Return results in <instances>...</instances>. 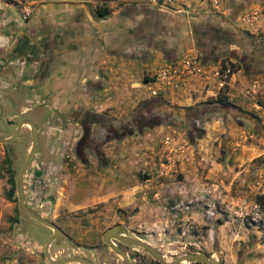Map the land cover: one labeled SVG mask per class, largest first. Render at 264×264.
Returning a JSON list of instances; mask_svg holds the SVG:
<instances>
[{"label": "rangeland", "instance_id": "1", "mask_svg": "<svg viewBox=\"0 0 264 264\" xmlns=\"http://www.w3.org/2000/svg\"><path fill=\"white\" fill-rule=\"evenodd\" d=\"M102 6L111 11L98 17ZM4 24L62 53L19 114L39 133L24 205L59 229L50 258L122 264L101 241L118 226L165 262L200 251L264 264V0H0ZM85 111L81 161L80 123L66 113ZM29 145L22 130L0 146V264H49L52 230L7 194ZM112 241L132 264H158Z\"/></svg>", "mask_w": 264, "mask_h": 264}, {"label": "flooded vegetation", "instance_id": "2", "mask_svg": "<svg viewBox=\"0 0 264 264\" xmlns=\"http://www.w3.org/2000/svg\"><path fill=\"white\" fill-rule=\"evenodd\" d=\"M28 34L31 35L30 32ZM52 45H53L52 42L42 43L41 41L34 40V38H31L30 36L25 34L23 30H21L20 26H17L15 24L1 25L0 27V139H8L13 134L17 125L20 122L30 121L34 124L36 128V133H37L36 146H37L39 133L35 123L29 116L19 117V114L24 113L23 109L25 103H30L31 105H35V103L37 102V97L39 96L42 82L46 80L45 78L48 76L50 65H52L54 62H57V58L62 54V53L54 54V51H56L55 48L56 46L51 47ZM50 47L54 49L52 50ZM197 50L202 54L204 58H208L212 55V51L210 50V48L207 47L204 48V45L203 47H197ZM214 54L215 53H213V55ZM242 56L243 55H241L240 57H236V56L235 57L237 62H239L241 66L245 70H247L248 62L246 60L247 58L249 59L250 57H242ZM257 62L259 67L260 66L264 67V62L261 64H260V60ZM83 85H89V82L87 80H84ZM66 115L72 118V120L74 119V121L80 123L82 134L80 135V137L76 142L75 155L81 161H83L84 156L82 154V150L85 146H87L86 142L88 140L89 131L93 130L92 125H88L89 114L88 112L85 111L79 115H75L71 113H66ZM12 124L14 125L13 132L12 133L4 132V128H2L3 125L9 127ZM22 130H25L28 133L30 138V145H31V129L28 125L22 124L19 129L17 137L11 143L0 144V146L2 147L13 144L19 138ZM30 145L27 149L26 157L28 155ZM35 151H36V147H35ZM35 151H34V155H35ZM34 155L32 157L30 164L33 161ZM6 156H7V152L2 151L3 160H5ZM25 159H23V162ZM23 162L21 163V165L23 164ZM21 165L19 166L15 177H13L12 173L9 174L8 177L9 189L7 194L9 195V191L11 188V184H10L11 181L13 184L12 195L14 194L15 198H16L15 181ZM28 166L26 167V169L22 174L23 204H24L23 183L25 181L24 180L25 177L28 175L27 172ZM32 174L38 176L40 172L37 170H33ZM16 203H17V199H16ZM30 210L33 212L32 208H30Z\"/></svg>", "mask_w": 264, "mask_h": 264}, {"label": "water", "instance_id": "3", "mask_svg": "<svg viewBox=\"0 0 264 264\" xmlns=\"http://www.w3.org/2000/svg\"><path fill=\"white\" fill-rule=\"evenodd\" d=\"M22 124L28 125L31 129V145L29 148L28 155L26 159L24 160L23 164L21 165L19 173L15 181V192H16V199H17L16 206H17V209L20 215L26 218H29L32 221L36 222L37 224L44 226L46 228H49L53 231L51 235L49 236V238L45 241L43 248H42L43 256L49 264H68L71 262H81L83 264H93L89 260L85 258L77 257V256L55 259V260L50 258L47 249H48L49 244L58 236L59 230L53 223L36 215L31 210H29L23 204V197H22V174L24 170L26 169V167L30 164L32 157L34 155L35 147H36L37 133H36V128L34 124L30 121L20 122L17 125L13 134L8 139H0V144L11 143L17 137L19 129ZM119 233H120V229L118 228V226L108 228L102 232L101 241L105 243L110 250H112L114 253L120 256L122 264H132V260H130L126 252L121 250L119 247H117L112 240H115L122 244H131V245H135V246L142 248L146 252V254L154 262L158 264H179L180 262H183V261L195 263V264H218L217 261L213 257L208 256L205 253L200 252V251L173 257L169 262H165L163 259V256L157 250L150 247L148 244L140 240H133L125 236H121L119 235Z\"/></svg>", "mask_w": 264, "mask_h": 264}, {"label": "trees", "instance_id": "4", "mask_svg": "<svg viewBox=\"0 0 264 264\" xmlns=\"http://www.w3.org/2000/svg\"><path fill=\"white\" fill-rule=\"evenodd\" d=\"M111 11V8L109 7H105V6H102V7H98L96 9V15L98 17H103L105 15H107L109 12ZM10 184H11V188H10V191H9V197L12 195V192H13V184L12 182L10 181ZM264 196H258V201L261 200Z\"/></svg>", "mask_w": 264, "mask_h": 264}, {"label": "built area", "instance_id": "5", "mask_svg": "<svg viewBox=\"0 0 264 264\" xmlns=\"http://www.w3.org/2000/svg\"><path fill=\"white\" fill-rule=\"evenodd\" d=\"M228 72H229V69H226V70H225V73L227 74Z\"/></svg>", "mask_w": 264, "mask_h": 264}]
</instances>
